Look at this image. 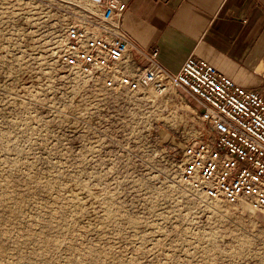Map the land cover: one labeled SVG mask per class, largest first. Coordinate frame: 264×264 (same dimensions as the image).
<instances>
[{"label": "rangeland", "instance_id": "obj_1", "mask_svg": "<svg viewBox=\"0 0 264 264\" xmlns=\"http://www.w3.org/2000/svg\"><path fill=\"white\" fill-rule=\"evenodd\" d=\"M77 3L0 0V264H264V213L179 180L189 94L161 118L143 97H93L55 61Z\"/></svg>", "mask_w": 264, "mask_h": 264}, {"label": "built area", "instance_id": "obj_2", "mask_svg": "<svg viewBox=\"0 0 264 264\" xmlns=\"http://www.w3.org/2000/svg\"><path fill=\"white\" fill-rule=\"evenodd\" d=\"M126 9L124 0H80L66 11L55 61L93 97H143L161 107V118L171 93L189 94L199 122L181 147L180 182L206 199L246 201L264 213V85L244 88L192 55L171 71L157 48L146 49L126 32Z\"/></svg>", "mask_w": 264, "mask_h": 264}, {"label": "crops", "instance_id": "obj_3", "mask_svg": "<svg viewBox=\"0 0 264 264\" xmlns=\"http://www.w3.org/2000/svg\"><path fill=\"white\" fill-rule=\"evenodd\" d=\"M126 32L176 71L206 60L238 85H264V0H124Z\"/></svg>", "mask_w": 264, "mask_h": 264}, {"label": "bare ground", "instance_id": "obj_4", "mask_svg": "<svg viewBox=\"0 0 264 264\" xmlns=\"http://www.w3.org/2000/svg\"><path fill=\"white\" fill-rule=\"evenodd\" d=\"M243 206H244V204H243Z\"/></svg>", "mask_w": 264, "mask_h": 264}]
</instances>
